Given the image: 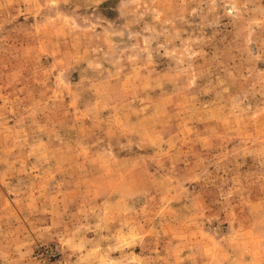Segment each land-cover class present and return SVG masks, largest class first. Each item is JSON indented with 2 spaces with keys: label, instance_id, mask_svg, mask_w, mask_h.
I'll return each mask as SVG.
<instances>
[{
  "label": "rangeland",
  "instance_id": "374dc122",
  "mask_svg": "<svg viewBox=\"0 0 264 264\" xmlns=\"http://www.w3.org/2000/svg\"><path fill=\"white\" fill-rule=\"evenodd\" d=\"M0 264H264V0H0Z\"/></svg>",
  "mask_w": 264,
  "mask_h": 264
}]
</instances>
